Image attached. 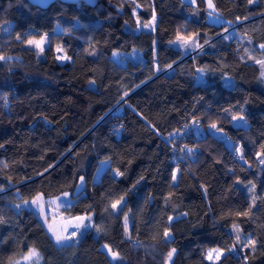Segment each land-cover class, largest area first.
Returning a JSON list of instances; mask_svg holds the SVG:
<instances>
[{
	"label": "trees",
	"instance_id": "1",
	"mask_svg": "<svg viewBox=\"0 0 264 264\" xmlns=\"http://www.w3.org/2000/svg\"><path fill=\"white\" fill-rule=\"evenodd\" d=\"M214 3L220 22L206 18V0H0V264L31 247L39 264H163L171 248L173 264H213L206 247L234 243L233 223L257 249L238 248L218 264H264V77L255 63L264 59V0ZM154 12L155 29H137ZM178 32H198L203 47L186 54L170 44ZM43 33L41 55L22 42ZM56 44L72 59L57 60ZM131 49L139 55L123 64L111 55ZM233 114L246 123L233 124ZM185 146L192 155L179 151ZM100 158L108 165L94 179ZM80 174L84 188L74 196ZM252 184L255 207L238 216ZM37 192L68 193L66 213L91 216L95 227L57 244L32 208L13 205ZM120 196L123 213L105 212ZM102 243L122 259H110Z\"/></svg>",
	"mask_w": 264,
	"mask_h": 264
},
{
	"label": "snow or ice",
	"instance_id": "2",
	"mask_svg": "<svg viewBox=\"0 0 264 264\" xmlns=\"http://www.w3.org/2000/svg\"><path fill=\"white\" fill-rule=\"evenodd\" d=\"M191 3L195 4L196 0H190ZM248 2L254 3L256 2V0H248ZM207 8L210 10L208 11V15L209 17H214L216 22H220V15L217 13V9L214 3V0H207ZM239 19V18H237ZM245 19H247V17H245ZM155 20H156V16L155 14H153L152 17V21L153 23H145L143 24L144 28H152L153 30L155 29ZM137 23L139 24V21H137ZM199 33H193L191 35H184L181 33H177L176 37L174 40L170 41V44H176L179 47L183 48L186 52L188 50H192V51H196L198 48H202L203 45L200 44L199 42ZM47 33H44L43 35H41L40 39L37 40L35 38H28V39H23L22 37L17 34L16 39L17 40H22V42L26 43L27 45L30 46H34L35 48L39 49L40 53H43L45 50V44L47 42ZM205 44L208 43V40L204 41ZM260 49H264V44H260L259 45ZM247 51V50H246ZM56 52L57 53H63V48L59 45L56 46ZM91 55H95V51L90 53ZM113 55H118L117 53H114ZM250 59H255L254 57H249ZM6 59L4 56L0 55V60H4ZM57 60H71L72 58L67 56L66 54L63 55H57L56 56ZM255 63L259 64L261 66V77H264V59H257L255 60ZM169 67H171V65H169ZM199 71H203V69H199ZM90 83H95V81H90ZM125 96L128 95L127 92L124 93ZM225 112H230L231 109H224ZM231 119L233 121H244L246 123V118L242 115V114H233L231 116ZM211 129H215L217 132H223L222 128H218L216 123H212L209 126ZM178 132V130H177ZM169 137H173L175 135H177V133H169L168 134ZM0 147H3V145H0ZM174 147V146H173ZM180 152H184L187 155H192L193 154V149L191 148H187V146L180 148L179 149ZM235 151H237L238 153H240V159L243 160L244 156H243V146L241 145L240 147L236 148ZM261 155H264V146H262V151L260 153L257 154L258 157H260ZM104 163H108L107 160L104 161ZM261 164H264V159L260 160ZM5 167H7V164H5ZM47 171V169H46ZM180 172V169L177 168L175 170V172H173L172 174V182L175 183L177 180V173ZM124 172H121L119 169L115 170L114 176L115 177H119V176H123ZM81 181H83V178L81 177ZM238 183L241 181H237ZM139 183V181L137 182ZM133 187H135V185H133ZM207 189H205V193H206ZM250 191L253 193L252 196V201L251 204L249 206V208L247 210H245L244 212H237L236 215L238 216H249L252 212V208L255 207V203H256V195H255V185L252 184ZM68 193H64L63 194V198H57L56 201H45L44 199V194L43 193H38L30 202L29 201H24V203L27 205L29 203H31L32 205H35L38 209V212L40 215L44 216V219L47 221L48 219V213L45 210V203H47L50 207L52 205H55L57 208H60L61 206H63L66 210L68 208H70L71 203L70 201H68ZM172 195V193H169V197L170 198ZM168 198L165 199V203L168 202ZM67 201V202H65ZM126 207V203H125V199L124 196H120L118 199L115 200H110L108 207L105 208V212H108L109 209H111V213L110 214H115V213H123V207ZM17 207H19V205H17ZM184 216H186L187 214L184 213ZM174 218L172 216L168 217V222L169 224L171 223V221ZM176 219H179V217H176ZM73 221H75V223H73ZM6 221L4 220L3 217H0V223H5ZM128 223H129V218L127 215H124V226H125V231H126V236L129 240L132 239L131 234L128 232ZM84 227H95V225L92 224V218L91 216H76L71 218V220H68L65 223V226L62 228V230L60 231H56L53 226L51 224L48 225L49 231L52 233V235L55 238V241L57 244H61V245H67V243L69 241H72L75 237H77L78 233H80L81 228ZM69 228L74 229L73 231L69 232ZM232 228L234 230V243H232L230 246H227L225 248H210L206 251L205 253V259L213 261V264H218V262L221 260V258H227L226 253H233L236 252L237 249L239 248L240 251H244L245 249L250 250L251 252H255L257 249V240L254 239L252 237L251 234H249L246 237H242L240 235L241 229L240 226L236 223L232 224ZM97 231H99V228L97 227ZM163 240L165 243H169L172 242V233L170 231L169 228H165L163 231ZM106 250L107 253L111 256V259L114 261H118L121 260L122 257L119 253L118 250H113L111 247H109L108 245H104L103 246ZM176 249L175 248H171L167 254H166V260H165V264H173V257L176 254ZM23 259L25 261H28L29 264H39V260L41 259L39 252L35 249H29L27 254H25L23 256ZM245 261H247L248 256L246 255L244 257ZM10 264H20V261H14V262H10Z\"/></svg>",
	"mask_w": 264,
	"mask_h": 264
},
{
	"label": "rangeland",
	"instance_id": "3",
	"mask_svg": "<svg viewBox=\"0 0 264 264\" xmlns=\"http://www.w3.org/2000/svg\"><path fill=\"white\" fill-rule=\"evenodd\" d=\"M190 1V0H189ZM208 11H210L208 8H207V0H206V18L208 19V20H211V21H215V19H214V17H209V15H208ZM218 13V12H217ZM153 14H155V12L153 13ZM153 14L148 18V19H146V20H144V21H139V24L137 23V29H139V28H144L143 27V24H145V23H153V21H152V17H153ZM219 14V13H218ZM220 15V14H219ZM155 16H156V14H155ZM220 21H222L223 20V17L220 15ZM216 22V21H215ZM155 23V22H154ZM144 29H152V28H144ZM54 30L55 31H57V30H59V26L56 24L55 26H54ZM44 34V33H43ZM42 34V35H43ZM41 37V36H40ZM40 37H38V38H35V39H37V40H39L40 39ZM47 43V42H46ZM46 45V44H45ZM57 45H59V46H61L60 44H56L55 46H54V48H55V52H56V46ZM244 49H248V47L247 46H244ZM38 50V53L41 55L42 53H40L39 52V49H37ZM192 50H190V51H185L184 49H183V52H185L186 54H188V52H191ZM114 53H117L118 55H113ZM63 54H66L64 51H63V53H57L56 52V56L57 55H63ZM67 55V54H66ZM112 57L116 60V61H118L119 63H124L125 62V57L126 56H132V57H137L138 55H139V51H137V50H135V49H131V50H117V51H113L112 52ZM68 56V55H67ZM59 61H64V60H59ZM232 123L233 124H242V123H245L244 121H233L232 120ZM193 127H194V130L196 131V132H198V128L196 127V126H194L193 125ZM203 131V130H202ZM105 160H107V158H100L99 160H98V164H97V167H96V169H95V171H94V174H93V178L94 179H97L98 178V175H99V173H100V171L102 170V169H104L107 165H108V163H104V161ZM108 161V160H107ZM117 168H112V172H114L115 173V170H116ZM174 172H175V170H174ZM38 193H41V192H37V193H35L33 196H31V197H28V198H24V199H19V200H17V201H15L14 203H13V205L17 208V205H19V207L20 206H27V207H30V208H32L36 213H37V215L40 217V219L42 220V222L44 223V225L48 228V225L49 224H51L52 226H53V228L56 230V231H60V230H62V228L65 226V223L68 221V220H71V218H73V217H76V216H87V215H85V214H77V215H70V214H67L66 213V211H65V209H64V207H60V208H57L55 205H52L51 207L47 204V203H45V210H46V212L48 213V219H47V221L44 219V216H42V215H40L39 214V212H38V209H37V207L35 206V205H32L31 203H29V204H25L24 203V201H31ZM63 198V194L62 195H60V196H57V197H45L44 196V199H45V201H56L57 200V198ZM65 202H67V201H65ZM125 215H127V214H125ZM128 216V215H127ZM129 218V217H128ZM123 222H124V217H123ZM129 222H130V220H129ZM73 223H75V221H73ZM128 227H129V223H128ZM85 228V227H84ZM84 228H81V230H80V232L84 229ZM124 228H125V226H124ZM48 230H49V228H48ZM74 229H72V228H69V232H71V231H73ZM51 233V232H50ZM52 234V233H51ZM80 233H78V235H79ZM78 235H77V237H78ZM54 237V236H53ZM77 237H75L73 240H76V238ZM55 239V238H54ZM104 245H108V244H106V243H102L101 244V247L105 250V252L107 253V250L103 247ZM109 246V245H108ZM110 247V246H109ZM216 247H218V246H208V247H206V250H205V253H206V251L208 250V249H210V248H216ZM33 247H31V248H28L27 250H25V251H23L21 254H19V255H16L10 262H14V261H20V264L21 263H24V264H29V262L28 261H25L24 259H23V256L25 255V254H27V252H28V250L29 249H32ZM218 248H220V247H218ZM114 250V249H113ZM108 254V253H107ZM108 256L110 257V259H111V256L108 254ZM165 260H166V257H165ZM165 260H164V262H163V264H165Z\"/></svg>",
	"mask_w": 264,
	"mask_h": 264
},
{
	"label": "water",
	"instance_id": "4",
	"mask_svg": "<svg viewBox=\"0 0 264 264\" xmlns=\"http://www.w3.org/2000/svg\"><path fill=\"white\" fill-rule=\"evenodd\" d=\"M30 3L38 5L40 7H45L46 5H48L50 2H52L53 0H28ZM61 1H66V2H76L79 0H61ZM84 1L87 4H93L95 2V0H81ZM81 177L83 178V181H81ZM84 183H85V177L83 174H80L75 182L73 191H72V195H77L78 193H80L83 188H84Z\"/></svg>",
	"mask_w": 264,
	"mask_h": 264
},
{
	"label": "built area",
	"instance_id": "5",
	"mask_svg": "<svg viewBox=\"0 0 264 264\" xmlns=\"http://www.w3.org/2000/svg\"><path fill=\"white\" fill-rule=\"evenodd\" d=\"M192 52H188V55H191ZM186 128V125H184V127L180 130V132L182 133V131H184V129Z\"/></svg>",
	"mask_w": 264,
	"mask_h": 264
}]
</instances>
